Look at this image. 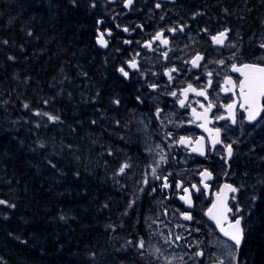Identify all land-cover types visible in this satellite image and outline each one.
Listing matches in <instances>:
<instances>
[{
    "label": "trees",
    "instance_id": "trees-1",
    "mask_svg": "<svg viewBox=\"0 0 264 264\" xmlns=\"http://www.w3.org/2000/svg\"><path fill=\"white\" fill-rule=\"evenodd\" d=\"M177 1L205 17H241L247 32L264 30V0ZM109 13L100 0H0V264L142 263L112 239L143 238V198L129 207L125 190L111 192L80 161L87 135L102 157L93 124L105 105L122 115L129 97L94 42ZM251 188L240 259L264 264V179ZM115 224L121 230L110 231Z\"/></svg>",
    "mask_w": 264,
    "mask_h": 264
},
{
    "label": "flooded vegetation",
    "instance_id": "flooded-vegetation-1",
    "mask_svg": "<svg viewBox=\"0 0 264 264\" xmlns=\"http://www.w3.org/2000/svg\"><path fill=\"white\" fill-rule=\"evenodd\" d=\"M100 1L112 6L110 14L98 25L104 36L108 30L110 35L104 37L108 45L106 51L96 48L116 70L118 78L113 83L124 84V91L129 97L121 109L122 115L106 105L101 111L111 122L113 116L119 118L113 126L117 130L118 125L121 128L117 132H109L106 124H96L98 129L94 131V137H97L100 145L104 142V135L111 137L108 140L115 144V152L131 162L130 170L135 169L134 175L139 181L137 184L135 182V186L145 198V227L161 225L164 230L167 227L175 230V237L181 236L179 241H175L184 248L189 264H216L218 259L229 264V252L236 257L231 264H242L240 251L220 234L216 223L206 213L224 185H231L238 190H225L227 206L232 209L227 215L229 220L243 217L244 229L245 204L241 197L250 193L251 184L259 182L261 167H264V124L255 127L243 119L246 113L239 108L238 87L229 92L222 90L226 77H231L237 84L243 78L231 71L233 63L238 66L244 63L264 65V49L257 46L256 41L248 39L259 30L247 32L245 25L240 23L241 17H205L196 14V10L188 9L177 0H133L127 8L124 7L125 0ZM158 3L159 8L156 7ZM181 27L182 32L168 31ZM224 29L230 30L225 44H213L211 36ZM157 32L163 33L162 39L168 40L167 45L153 40ZM96 36L97 32L94 42ZM150 41L151 47H145ZM164 53H167V58ZM233 53L236 55L233 56ZM197 54L203 60L199 67H193L191 61ZM133 59L138 65L136 69L128 67ZM220 60H224V64H219ZM121 67L129 73L128 78L120 73ZM172 68L178 71L172 72V79L169 80L165 72ZM209 72L212 73L211 77L208 76ZM209 79L211 86L208 85ZM189 84L197 91L206 90L208 98L191 91L183 95ZM172 92L177 95H171ZM180 100H184L187 106L181 107ZM233 101L237 104L235 124L230 119H219L228 116L224 105ZM209 103L213 107L205 119L204 110ZM261 103H264V99ZM216 129L220 130L221 143L213 146L211 138ZM181 137L187 138L188 142L180 144ZM97 144L95 149L101 152ZM227 144H232L231 158L227 157L224 148ZM201 145L204 155L193 151ZM148 150H154L156 156H150ZM104 160L117 166V161ZM153 168H156L159 179L153 176ZM205 170L212 175L211 179L204 180L207 189L201 183V173ZM165 178L169 185L167 188L163 187ZM145 179L148 181L146 184ZM109 183L107 181L110 190ZM177 184L181 187H177ZM192 185L200 190L196 191ZM184 188L189 189L191 208L181 200L186 195ZM237 207L240 212L236 211ZM181 213H190L193 219L184 220ZM171 216H175L177 221L170 223ZM196 251H203L204 256L194 257L192 254Z\"/></svg>",
    "mask_w": 264,
    "mask_h": 264
},
{
    "label": "snow or ice",
    "instance_id": "snow-or-ice-1",
    "mask_svg": "<svg viewBox=\"0 0 264 264\" xmlns=\"http://www.w3.org/2000/svg\"><path fill=\"white\" fill-rule=\"evenodd\" d=\"M133 3V0H125L124 3V7L127 8L129 7L131 4ZM157 8L160 7V4L158 3L156 5ZM161 19H163V17H161ZM177 30L179 31H183V28H170L168 29V31H171L173 33H175ZM124 31H128L127 28L124 29ZM229 29H224L223 31L219 32L216 35H212L211 36V40L212 43L215 45H224L225 41L228 39V33H229ZM163 37V33L162 32H157L155 34V36L153 37L154 41H160V43L167 45L168 44V40L167 39H162ZM6 43V42H5ZM97 43L100 44L102 47H106L107 46V41L103 39V35H101L100 37H98L97 39ZM127 43V41H126ZM151 41L147 44H145V47H151ZM232 47H235V45H231ZM261 48H264V43L260 44ZM165 58H167V53H164ZM236 54L233 53V56H235ZM9 59H14L13 57H9ZM203 60V57L199 54H197L194 59L191 61L192 66L193 67H199L200 66V61ZM219 64H224V60H220ZM128 67L132 68V69H136L138 67L135 59H133L132 61H130L128 63ZM120 73L125 77L128 78L129 73L127 71H125V69L123 67H121L119 69ZM178 71L176 68H172L169 69L167 72H165V75H167L169 77V80L172 79L171 73L172 72H176ZM231 71L235 72V73H239V75L241 77H243L242 79L239 80L238 84L236 82L233 81V79L231 77H226L224 80V87L222 88V90L224 92H229V91H233L234 89H236L237 87L239 88V98L241 103L239 104V108L243 110L244 113H246V116L243 117V119H245L249 124L254 125L255 127H260L261 124H264V103H261V100L264 99V65L261 64H255V63H244L241 65H237L235 63H233L231 65ZM208 76L211 77L212 73L209 72ZM212 81L211 79H209L208 81V85L211 86ZM153 88L156 87V85H152ZM194 92L195 95L197 96H202L205 99H207V95H206V90L205 91H197L195 88L192 87L191 84L188 85V88L184 90V93H182L183 95L186 96L187 92ZM171 95L176 96L177 93L176 92H172ZM180 105L181 107H186L187 105L185 104L184 100H180ZM114 103L119 104V100L114 101ZM201 107H204L203 105H201ZM213 105L211 103L208 104L207 108H205L204 110V118L206 119L207 117V113L209 111H211ZM24 108H28V105L25 104ZM225 110L228 112V116L227 117H219V119H230L232 121L233 124L236 123V111L235 109L237 108V104L236 101H233L230 104H226L224 105ZM195 109H193V112L195 113ZM36 115H41L42 113H35ZM42 115L47 116L48 121L50 122H55L59 119V117L48 114V113H43ZM157 115H159V109L157 110ZM203 127V125H201ZM208 130V129H206ZM210 131V130H209ZM220 130L216 129L215 130V135L211 138V142L212 145L215 146L216 144L221 143L220 141ZM187 138L185 137H181L179 140L180 144H186ZM235 143V141H234ZM41 147H43V145H41ZM225 151L227 153V157L231 158V156L233 155V148H232V144H227L224 145ZM193 151H198L200 155H204V151L202 148V145L198 148H194ZM111 155V153H109ZM164 157H161V160H163ZM225 163H227V160H225ZM131 165L128 162H124L121 164L120 168L118 169V172L116 173V175H121L124 174L126 169L130 168ZM152 174L153 176H155L157 179H159L160 177L156 176V168L152 169ZM201 183L204 184V188L207 189L208 185L206 183H204V180L206 179H211L212 175L210 172H208L207 170L203 171L201 173ZM167 178H165V183L163 185L164 188H167L169 185L166 182ZM148 181L147 179H145L144 183L146 184ZM177 187H181L180 184L176 185ZM192 188L195 189L196 191H199L200 189L197 188L196 185H192ZM225 190L229 191V192H236L238 189L234 188L231 185H224V188L221 190V192L217 193V199L216 201L213 203L212 208L208 209V212L206 213V215L209 216L210 219H212L213 221H215L216 223V227L219 229V231L223 234L224 237H227L231 242H232V246L236 249L239 250L242 244V240L244 239V229L242 227V219L243 217H238L235 218L234 220H229L228 218V213L232 211L231 208H229L227 206L226 203V193ZM153 191H155V189H153ZM184 193L186 194L185 196L181 197V200H183L185 202V204L191 208L192 205V199H191V195L189 193V189L184 188L183 189ZM235 197H233L234 199ZM257 199V197L253 196L252 200L253 202H255ZM7 202L4 200H0V205L6 204ZM134 203V202H133ZM9 207H13V205H9ZM129 207H132V203L129 204ZM237 212H240V208L237 207L236 208ZM182 218L184 220H192L193 217L190 213H181ZM61 219H63V217H61ZM198 231V230H197ZM181 239V236L177 235L175 237V240L179 241ZM129 244H132L133 242L129 241ZM165 243H172V238L171 235H169V237L165 240ZM135 247L143 250L145 248V242L143 239L139 240L138 242L135 243ZM156 251H160V249H156ZM142 255V252H141ZM194 257L196 258H201L204 256V252L203 251H196L195 253L192 254ZM229 264H231L232 261L236 260V257L229 252ZM167 264H171V261H167ZM216 264H225V261L222 259H218L216 261Z\"/></svg>",
    "mask_w": 264,
    "mask_h": 264
},
{
    "label": "rangeland",
    "instance_id": "rangeland-1",
    "mask_svg": "<svg viewBox=\"0 0 264 264\" xmlns=\"http://www.w3.org/2000/svg\"><path fill=\"white\" fill-rule=\"evenodd\" d=\"M196 14H201L200 12H196ZM199 16V15H198ZM251 42L256 41V45L260 47L261 43H264V30L260 29V31H256L251 34L248 38ZM264 49V48H262ZM114 106V104H112ZM115 111V109H114ZM125 115L122 116L124 118ZM119 118L113 116L112 122L105 116L102 112L99 113L98 117L96 118L95 125H107L110 128L109 132H117L120 128L118 125V130L114 128L115 121H118ZM94 124V131L98 129ZM122 137V136H121ZM91 136L87 135L86 145L80 149L79 151L82 155L80 161L82 162L83 167H91L94 175L98 178L105 179L111 182L109 186L111 187L110 190H114L116 192L122 191L125 189V186H122L124 183L123 180H128L132 182H139L135 179V169L130 170V168L126 169L124 174L116 175L118 169L120 168L121 164L124 162H128L131 166V162L127 158H122V155H119L115 152V144L113 141L111 142L108 140L109 136L104 135V142L101 143L100 148L103 149L104 153L100 159H97L94 152V146L92 144H88L90 142ZM150 156H156V152L154 150H148ZM111 153V155L109 154ZM163 157V156H161ZM104 158H109L110 160L117 161V166H112L109 162L105 161ZM263 174L260 175V181L264 179ZM263 182V181H262ZM118 184V185H117ZM124 185V184H123ZM114 186V187H113ZM138 197L135 195L131 198L130 203L137 202ZM137 207V206H136ZM177 221L175 216H171V222ZM170 223L168 225H170ZM120 226V225H119ZM117 224L112 225L109 227V230L112 232H116L119 229ZM121 230V229H119ZM115 237L112 239V245L115 246L116 250L120 254H124L126 252V248H130L128 251L131 255L136 256V260H140L142 263L138 264H167V261H171V264H189V260L185 258V251L183 247H179L176 242L172 239V243H165V240L171 235H175V231L171 228L164 230V227L161 225L159 227H149L147 229V237L145 242V248L140 250L135 247V243L138 241H132L126 238L125 236L121 235V233L115 234ZM124 239V240H123ZM123 240V241H122ZM133 242L129 244L128 242ZM156 249H160V251H156ZM123 251V253H122ZM142 252V255H141ZM114 261H110V264H113Z\"/></svg>",
    "mask_w": 264,
    "mask_h": 264
},
{
    "label": "water",
    "instance_id": "water-1",
    "mask_svg": "<svg viewBox=\"0 0 264 264\" xmlns=\"http://www.w3.org/2000/svg\"><path fill=\"white\" fill-rule=\"evenodd\" d=\"M102 34L101 33H98V37H100ZM106 35L109 36L110 35V32H106ZM104 38V37H103ZM98 39V38H97ZM97 39H96V46L101 49V50H106L107 49V46L106 47H102L100 44L97 43ZM222 234V233H221ZM223 235V234H222ZM243 241V240H242ZM242 246V244H241Z\"/></svg>",
    "mask_w": 264,
    "mask_h": 264
}]
</instances>
